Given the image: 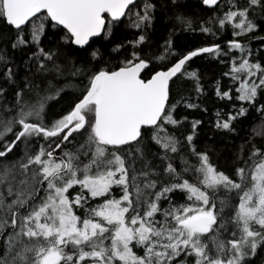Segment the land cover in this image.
Wrapping results in <instances>:
<instances>
[{
    "label": "snow or ice",
    "instance_id": "obj_1",
    "mask_svg": "<svg viewBox=\"0 0 264 264\" xmlns=\"http://www.w3.org/2000/svg\"><path fill=\"white\" fill-rule=\"evenodd\" d=\"M200 3L214 15L187 0H0V264H250L264 249V54L250 46L264 0ZM229 28L226 47L174 39ZM204 54L228 66L215 129L260 115L231 175L184 114L206 95L190 70Z\"/></svg>",
    "mask_w": 264,
    "mask_h": 264
},
{
    "label": "trees",
    "instance_id": "obj_2",
    "mask_svg": "<svg viewBox=\"0 0 264 264\" xmlns=\"http://www.w3.org/2000/svg\"><path fill=\"white\" fill-rule=\"evenodd\" d=\"M190 5L189 11L194 13L196 17H211L214 15L207 6H203L200 0H187ZM170 21L165 18L157 23V37L163 34L161 25H167ZM260 37H264V31H260L256 34V38L251 39L250 46L254 50L256 56L264 54V40ZM231 29L221 31L215 36L201 33L199 30L192 31H177L174 39L179 44V50L191 49L198 46H207L213 42L221 44L222 47H226L227 41L232 39ZM247 40V38H245ZM163 44V41H160ZM18 59V57H17ZM225 60L227 57L224 58ZM198 69L203 76V82L206 85V95L199 98L198 103L201 104V109H188L184 114L188 115L189 120L201 119L203 124L199 126L197 143L200 146L212 147L214 151L211 153L212 160L217 164L226 174L231 175L236 166L234 160L235 154L238 151L239 146L243 143V139L246 138L247 134L253 127L260 123L259 113L250 110L249 114L242 118L235 124L237 129L236 134L221 133L215 129V111L221 109L228 111L225 101L219 100L214 92L211 90L215 80L221 79V73L228 70L226 64L221 63L218 59L204 54L200 57L193 58L190 62V70ZM222 83L233 87L232 82L228 77L222 78ZM238 86V85H237ZM195 99V94L193 93ZM51 104V115L56 118L64 110L65 105L63 103H57L55 100L50 102ZM207 108L208 111L204 112L202 109ZM69 147H71L69 145ZM23 148L14 149L12 155L16 156L20 154V150ZM57 156L60 154V150L57 149ZM234 197V194H232ZM250 264H264V249H258L254 257L249 258Z\"/></svg>",
    "mask_w": 264,
    "mask_h": 264
},
{
    "label": "flooded vegetation",
    "instance_id": "obj_3",
    "mask_svg": "<svg viewBox=\"0 0 264 264\" xmlns=\"http://www.w3.org/2000/svg\"><path fill=\"white\" fill-rule=\"evenodd\" d=\"M56 155H57V153H56Z\"/></svg>",
    "mask_w": 264,
    "mask_h": 264
},
{
    "label": "water",
    "instance_id": "obj_4",
    "mask_svg": "<svg viewBox=\"0 0 264 264\" xmlns=\"http://www.w3.org/2000/svg\"><path fill=\"white\" fill-rule=\"evenodd\" d=\"M208 7V6H207Z\"/></svg>",
    "mask_w": 264,
    "mask_h": 264
}]
</instances>
